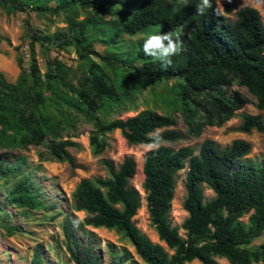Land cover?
Here are the masks:
<instances>
[{
    "label": "trees",
    "instance_id": "trees-1",
    "mask_svg": "<svg viewBox=\"0 0 264 264\" xmlns=\"http://www.w3.org/2000/svg\"><path fill=\"white\" fill-rule=\"evenodd\" d=\"M200 3L0 0L6 16L32 12L41 17L61 16L66 24L49 35L27 23V70L14 83L0 71V150L10 156L14 149L45 145L48 151L43 159L67 163L74 169L68 149L76 144L63 140V135L75 131L79 120L92 126L89 146L99 156L108 146V134L119 131L129 145H143L150 142L147 134L153 130L177 126L176 114L186 134L198 138L207 127L223 126L245 105L264 112V25L259 12L248 6L240 8L231 22L217 9L215 0L203 15L198 14ZM224 10L230 13L228 6ZM159 32H171L183 43L182 51L171 57V65L143 53L144 39ZM36 44L47 50L72 48L78 69L54 58L47 60L41 73L35 60ZM96 44L103 45L102 55L94 51ZM168 83L165 90L155 91ZM233 86L245 88L255 101ZM147 88H151L153 106L163 113L145 109L125 120L112 118L135 110ZM238 130L264 135V120L261 115L242 114ZM160 134L164 142L179 139L174 130ZM250 151V144L243 140L224 148L205 140L197 154L189 146H159L145 153L142 187L150 224L171 254L152 243L133 221L141 201L128 183L136 169L132 158L118 166L102 160L106 177L79 181L72 193L74 210L85 214L82 225L120 233L144 264H218L217 258L228 264H264V241L252 245L264 233V156L247 159ZM186 164L183 238L179 228L172 226L170 212L175 177ZM19 170V163L8 165L3 158L0 181ZM203 187L212 191L213 198L205 201ZM4 200L20 209L49 210L39 190L26 179H20ZM1 205L0 201L3 212ZM5 230L12 236L17 229L7 226ZM63 232L74 264H98L90 242L79 241L72 222H64Z\"/></svg>",
    "mask_w": 264,
    "mask_h": 264
},
{
    "label": "rangeland",
    "instance_id": "rangeland-1",
    "mask_svg": "<svg viewBox=\"0 0 264 264\" xmlns=\"http://www.w3.org/2000/svg\"><path fill=\"white\" fill-rule=\"evenodd\" d=\"M217 9L229 21L235 19V12L243 7L256 9L264 25V0H215ZM225 6L230 8V13L225 12ZM107 17V16H106ZM27 23L34 30L45 34H53L66 27L61 16H37L32 12L16 13L6 16L0 9V71L9 83H14L23 70H27L30 60L29 40L26 37ZM35 60L41 73L45 72L48 59H58L73 70L78 69L77 56L72 48L57 51L47 50L36 44L34 46ZM94 51L100 55L104 53L101 44L94 46ZM95 57V56H93ZM164 84L155 89L157 93L170 86ZM153 90V89H152ZM233 90L240 91L246 97L255 99L243 87L233 86ZM151 88L142 92L137 101L135 110L118 113L112 118L125 120L137 115L145 109H154L163 113L162 108L153 106ZM174 114V113H173ZM242 114L261 115L264 120V112L258 111L252 104L245 105L235 117L221 127H207L198 138L186 134V128L181 118L176 114L177 126L168 129H159V133L165 130H174L179 134V139L173 142H163L160 146H168L173 149L189 146L197 154L201 143L205 140L215 142L220 148L229 146L235 140H243L250 144L251 151L247 159H258L264 156V135L256 131L249 134L239 132L238 127ZM92 126L82 120L77 122L75 131L65 132L63 140H70L76 146L69 148L70 154L75 160V168L72 169L67 163H58L45 160L47 148L45 145L30 147L27 150L14 149L10 156L6 151L0 150V160H6V164L19 163L20 170L0 181V201L4 209L0 212V264H74L66 251V238L63 232V224L66 220L72 222L79 241L89 243L92 247L98 264H144L136 255L134 248L115 230L93 228L82 225L85 217L83 212L74 210L72 193L80 180L95 177H106V171L101 161L108 160L115 166L122 163L125 158L135 161V173L129 180V187L134 188L139 196L141 205L137 210L133 221L140 232L152 243L161 245L168 253L165 244L159 241L156 232L152 228L146 207V194L143 190L144 175L142 172L143 159L149 150L142 145H129L119 131L107 135L108 146L105 151L94 156L89 146V136ZM186 167L177 173L173 203H171L170 220L173 227L179 228L178 233L185 238V232L180 229L181 224L187 217L182 203L185 197ZM26 179L41 193L44 205L49 210L29 211L12 207L5 204V195L20 180ZM205 201L213 198L212 191L203 187ZM247 216L242 218L246 222ZM11 226L17 229L12 236L6 233L5 227ZM264 241V233L257 238L252 245H259ZM38 256V259L36 258ZM218 264H228L223 258L216 259ZM190 264H199L193 261Z\"/></svg>",
    "mask_w": 264,
    "mask_h": 264
},
{
    "label": "clouds",
    "instance_id": "clouds-1",
    "mask_svg": "<svg viewBox=\"0 0 264 264\" xmlns=\"http://www.w3.org/2000/svg\"><path fill=\"white\" fill-rule=\"evenodd\" d=\"M211 0H201L197 6L198 14L203 15L205 10L211 8ZM218 14V13H217ZM183 49V43L179 39H174L171 32H159L158 34L148 35L142 44V50L145 56L171 65V57L179 54ZM149 143L143 144L142 147L149 150L158 149L164 142L163 136L159 130H153L147 134Z\"/></svg>",
    "mask_w": 264,
    "mask_h": 264
},
{
    "label": "bare ground",
    "instance_id": "bare-ground-1",
    "mask_svg": "<svg viewBox=\"0 0 264 264\" xmlns=\"http://www.w3.org/2000/svg\"><path fill=\"white\" fill-rule=\"evenodd\" d=\"M172 203H173V201H172Z\"/></svg>",
    "mask_w": 264,
    "mask_h": 264
}]
</instances>
